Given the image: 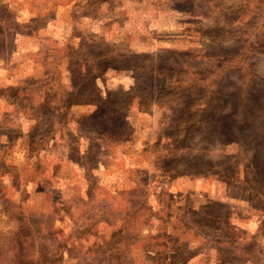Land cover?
Here are the masks:
<instances>
[{"label":"rangeland","instance_id":"obj_1","mask_svg":"<svg viewBox=\"0 0 264 264\" xmlns=\"http://www.w3.org/2000/svg\"><path fill=\"white\" fill-rule=\"evenodd\" d=\"M0 264H264V0H0Z\"/></svg>","mask_w":264,"mask_h":264},{"label":"trees","instance_id":"obj_2","mask_svg":"<svg viewBox=\"0 0 264 264\" xmlns=\"http://www.w3.org/2000/svg\"><path fill=\"white\" fill-rule=\"evenodd\" d=\"M95 112H96V111H95ZM95 112H94V113H95ZM94 113H93V114H94Z\"/></svg>","mask_w":264,"mask_h":264}]
</instances>
